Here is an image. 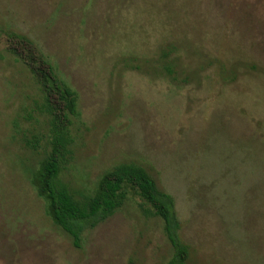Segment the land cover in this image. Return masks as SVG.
Listing matches in <instances>:
<instances>
[{
  "label": "rangeland",
  "instance_id": "rangeland-1",
  "mask_svg": "<svg viewBox=\"0 0 264 264\" xmlns=\"http://www.w3.org/2000/svg\"><path fill=\"white\" fill-rule=\"evenodd\" d=\"M8 30L80 95L66 183L139 164L174 197L189 264H264V0H0V264H166L139 198L81 249L47 216L27 171L43 148L25 144L47 133L40 92Z\"/></svg>",
  "mask_w": 264,
  "mask_h": 264
},
{
  "label": "trees",
  "instance_id": "trees-1",
  "mask_svg": "<svg viewBox=\"0 0 264 264\" xmlns=\"http://www.w3.org/2000/svg\"><path fill=\"white\" fill-rule=\"evenodd\" d=\"M3 36L5 52L25 66L40 92L33 110L43 118L47 133L35 135L25 144L34 151L43 148L39 162L27 171L30 184L45 202L47 216L69 236L75 248L81 249L89 231L139 198L141 213L162 221L164 236L172 248L166 264H189L191 248L182 237L176 201L159 188L143 166L118 164L83 193L64 181L63 173L73 160L74 129L81 121L80 95L33 40L11 30L4 31ZM171 52L164 51V58Z\"/></svg>",
  "mask_w": 264,
  "mask_h": 264
}]
</instances>
